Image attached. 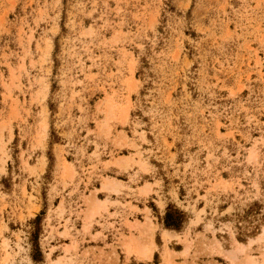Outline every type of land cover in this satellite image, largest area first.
Masks as SVG:
<instances>
[{
  "label": "rangeland",
  "instance_id": "obj_1",
  "mask_svg": "<svg viewBox=\"0 0 264 264\" xmlns=\"http://www.w3.org/2000/svg\"><path fill=\"white\" fill-rule=\"evenodd\" d=\"M0 264H264V0H0Z\"/></svg>",
  "mask_w": 264,
  "mask_h": 264
}]
</instances>
